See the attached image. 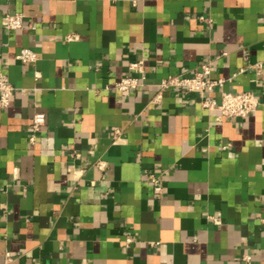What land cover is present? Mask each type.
I'll list each match as a JSON object with an SVG mask.
<instances>
[{"label":"crops","instance_id":"1","mask_svg":"<svg viewBox=\"0 0 264 264\" xmlns=\"http://www.w3.org/2000/svg\"><path fill=\"white\" fill-rule=\"evenodd\" d=\"M26 47L36 63L17 59ZM138 59L145 85L115 90ZM208 61L225 79L211 95L252 91L256 112L160 91ZM260 61L264 0H0V72L16 88L0 104V264H264Z\"/></svg>","mask_w":264,"mask_h":264},{"label":"built area","instance_id":"2","mask_svg":"<svg viewBox=\"0 0 264 264\" xmlns=\"http://www.w3.org/2000/svg\"><path fill=\"white\" fill-rule=\"evenodd\" d=\"M24 14L7 15L4 17V26L7 29H19L23 27ZM17 59L36 63L39 60V54L33 48H22L17 54ZM258 70L264 68V61L255 64ZM130 73L118 80L114 86L115 90L125 92L129 90H137L145 85V65L141 59L136 60L130 65ZM211 74V62H205L201 69L196 71L192 76L169 75L161 80L159 87L160 91L166 89H182L189 93L199 92L202 94V106L208 110L220 111L219 117H247L258 110L261 105V100L257 94L252 91H221V100L217 101L211 93L218 87H222L225 79H213ZM16 88L11 83L7 74L0 72V104L2 108H7L10 105V100L15 93ZM47 123V115L44 111H38L34 114L30 143H36L38 136L43 131ZM121 131H115V141L120 138ZM101 167V162L98 164ZM154 192L161 196L164 191L163 183L159 176L151 174L149 176ZM131 242V238H129ZM249 258V257H248ZM250 259V258H249Z\"/></svg>","mask_w":264,"mask_h":264}]
</instances>
